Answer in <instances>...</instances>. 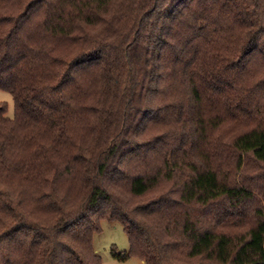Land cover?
<instances>
[{"label": "trees", "instance_id": "1", "mask_svg": "<svg viewBox=\"0 0 264 264\" xmlns=\"http://www.w3.org/2000/svg\"><path fill=\"white\" fill-rule=\"evenodd\" d=\"M0 264H264V0H0Z\"/></svg>", "mask_w": 264, "mask_h": 264}, {"label": "rangeland", "instance_id": "2", "mask_svg": "<svg viewBox=\"0 0 264 264\" xmlns=\"http://www.w3.org/2000/svg\"><path fill=\"white\" fill-rule=\"evenodd\" d=\"M0 102L8 105L7 114L14 116V99L10 92L0 89ZM101 231L96 233L93 245L102 257L103 264H146L140 257L131 255L121 258L122 253L130 249V243L124 227L119 221L102 220Z\"/></svg>", "mask_w": 264, "mask_h": 264}]
</instances>
